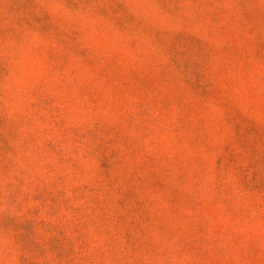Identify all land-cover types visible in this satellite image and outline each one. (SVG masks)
<instances>
[{"label":"rangeland","instance_id":"obj_1","mask_svg":"<svg viewBox=\"0 0 264 264\" xmlns=\"http://www.w3.org/2000/svg\"><path fill=\"white\" fill-rule=\"evenodd\" d=\"M0 264H264V0H0Z\"/></svg>","mask_w":264,"mask_h":264}]
</instances>
